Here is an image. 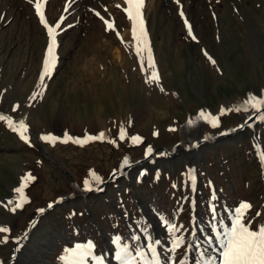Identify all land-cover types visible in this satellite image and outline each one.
<instances>
[{"label": "rangeland", "instance_id": "374dc122", "mask_svg": "<svg viewBox=\"0 0 264 264\" xmlns=\"http://www.w3.org/2000/svg\"><path fill=\"white\" fill-rule=\"evenodd\" d=\"M34 2L0 0V114L16 126L23 120L28 137L0 120V227L10 230L0 232V264H69L62 257L89 242L94 255L88 264L99 256L105 264H119L116 237L145 251L159 241L162 264H195L201 253L217 255V232L230 224L242 201L252 206L246 220L253 229L264 224L260 115L220 142L180 146L174 156L154 154L136 163L149 146L173 149L231 130L251 108L224 114L221 109L241 105L250 95L264 97V0H145L158 82L148 79L153 70L147 59L141 67L125 0H46L48 24L63 21L56 66L43 84L49 36ZM105 21L114 29L107 30ZM201 111L218 117L219 126L200 119ZM84 112L108 126L91 133L74 130ZM65 133L105 138L64 143ZM48 134L60 139H41ZM132 136L142 142L133 143ZM125 157L129 164L121 167ZM90 171L102 182L114 177L103 192L76 193L86 190ZM28 174L34 179L23 190L27 200L15 208L20 202L15 189ZM207 195L215 207L208 209ZM60 197L29 229L37 211ZM165 221L179 226L175 235L184 238L175 252Z\"/></svg>", "mask_w": 264, "mask_h": 264}, {"label": "snow or ice", "instance_id": "6c2138e0", "mask_svg": "<svg viewBox=\"0 0 264 264\" xmlns=\"http://www.w3.org/2000/svg\"><path fill=\"white\" fill-rule=\"evenodd\" d=\"M46 0H35L34 7L36 13L40 19V22L47 29L49 36V43L46 51V55L43 61V71L41 73V84H43L45 77H50L52 71L56 66V48H57V29L60 28V23L58 22L55 26L48 24L47 19L44 13V4ZM127 7L123 8V11L126 13L127 18L131 21V34L132 41L135 52L140 58L141 67L144 68L145 59H147V66L153 71L148 77L149 81H159V75L155 70V63L152 57L151 48L148 41L147 30L145 27V21L143 19V8L145 0H125ZM117 7H120L117 5ZM99 15V13H97ZM183 16V12H181ZM107 25V30L114 29V23L105 21ZM187 23V21H185ZM189 27V34L191 35V26ZM119 35V33H117ZM123 40V38L121 37ZM193 39L195 37L193 36ZM145 53L147 54L145 57ZM211 60V57H209ZM215 63V61H212ZM249 108L256 110V112L261 113L259 116L260 119H264V97H256L250 95L247 100H245L241 105H238L232 109H221V114H224L227 111H248ZM200 119L206 120L212 124L213 127L219 126V118L212 116L210 113L206 114L201 111ZM0 120H6L9 127H13V130L17 131L21 137L25 140H28V137L25 135L27 132V125L23 120L19 121L18 126L14 124V121L11 117L4 116L0 114ZM191 123V121H189ZM126 131L123 127L120 130V139H124ZM105 134L100 133L97 136L85 135L83 139L73 138L68 136L65 133V136L62 142L67 143L69 140H72L77 144H85L90 140L104 139ZM41 139L55 143L58 137H54L51 134L44 135ZM131 140L133 143L142 142V138L139 136H132ZM115 143V141H112ZM152 153V147L149 146L146 149L145 155H150ZM261 159L264 160V151L260 153ZM129 164V158L125 157L121 167H124ZM91 181L86 179L84 185L86 189H91L92 182L96 184L102 183V178L98 176L94 171H90ZM194 181V175L191 177ZM22 183L20 187L16 188L15 191L19 194V201L15 208H20L23 206V203L26 202L27 198L24 196V188L27 185V182L34 179L30 174L21 178ZM11 203V202H10ZM51 207V204L49 205ZM251 204L246 201H242L233 211V215L230 219V224L224 226L221 231L217 232L216 240L218 247L216 249L217 255L207 256L204 253H201L199 260L195 264H264V224L253 229L250 220H246L248 210L251 209ZM15 208L12 210L15 211ZM40 212H43V209H39ZM215 212V209H212ZM259 215V213H257ZM166 226L168 227L170 233L173 235L172 239V248L171 252H175L180 248L184 243V238L182 236H176L175 234L180 231V227L176 224H172L168 221H165ZM10 231L7 227H0V232ZM133 239H139V237H134ZM115 243L117 244V249L115 252V260L119 264H162L159 253L157 252V245L159 241H154L147 245V251L142 247H131L128 244L122 243V238L116 237ZM94 245L89 242L87 245H77L74 249L68 251V255L62 257L66 261H69V264H88L87 258L92 257ZM149 253L151 256L149 257ZM95 264H105L104 258L102 256L94 257ZM180 264H187L186 261L181 260Z\"/></svg>", "mask_w": 264, "mask_h": 264}, {"label": "water", "instance_id": "95a60500", "mask_svg": "<svg viewBox=\"0 0 264 264\" xmlns=\"http://www.w3.org/2000/svg\"><path fill=\"white\" fill-rule=\"evenodd\" d=\"M261 115V113L256 112V110H249L241 119V124L233 127L231 130L229 131H221L218 132L216 135L214 136H207L205 138H202L200 140L197 141H182L177 143V145L173 148V149H168L166 147H158L155 149H152V153L150 155H145L141 158H139L137 160L136 163H142L143 161L151 158L154 154L157 155H161V154H167L168 156H174L178 150L180 146H184L187 149H191L195 146H199L202 143H215V142H220L222 139L226 138V137H232L233 135H235L237 132H240L242 130H245L248 126H251L254 122V120L256 119L257 116ZM129 166L126 167V169ZM114 175H111L110 178H108V180H106L105 182L99 183L95 185V188H92L91 190H80V191H76V193H96V192H101L104 190L105 186L109 183V181H111L113 179ZM64 197H60L57 200H55L53 203H51V207H46L45 209H43V212H40L39 210L37 211L36 216L34 217V219L30 220L28 228L30 229L31 225L37 220L39 214H43L45 211L47 210H51L52 207L55 205V203L59 200V199H63ZM28 231H25L24 233L21 234V240L15 242V244L13 245V251L16 252V247L21 243L23 237L27 234ZM15 256V254H12L10 258H13ZM2 260H0L1 262Z\"/></svg>", "mask_w": 264, "mask_h": 264}, {"label": "bare ground", "instance_id": "6f19581e", "mask_svg": "<svg viewBox=\"0 0 264 264\" xmlns=\"http://www.w3.org/2000/svg\"><path fill=\"white\" fill-rule=\"evenodd\" d=\"M116 57L117 56H113V55H110V58L112 59V60H116ZM119 61L121 62V60H122V56L120 55L119 57ZM117 58V59H118ZM96 71V70H95ZM95 71H93V77H95L94 76V72ZM88 109V108H87ZM101 113V112H100ZM103 113V112H102ZM98 114V113H97ZM96 114V115H97ZM82 117H81V120H80V122H78L77 123V125H76V127L74 128V130H78V132H83V133H91V132H93V131H95V130H97V129H102L103 127H107L108 125H106L104 122H99V120H97V119H95V118H93V116L92 115H90V114H88L87 112H84L82 115H81ZM98 116H99V114H98ZM84 117L86 118L85 120H84ZM106 125V126H105ZM111 125V124H110ZM109 125V126H110Z\"/></svg>", "mask_w": 264, "mask_h": 264}, {"label": "crops", "instance_id": "0c3cea01", "mask_svg": "<svg viewBox=\"0 0 264 264\" xmlns=\"http://www.w3.org/2000/svg\"><path fill=\"white\" fill-rule=\"evenodd\" d=\"M107 188H105L104 190H106ZM97 194V193H96ZM206 202H207V207H208V209H210V208H213V207H215L213 204V202H214V200L211 198V196L210 195H207V198H206ZM119 204V203H118ZM120 207V205H118L117 206V209ZM120 211V210H119ZM89 239H91V241H94V239L92 238V237H89Z\"/></svg>", "mask_w": 264, "mask_h": 264}]
</instances>
